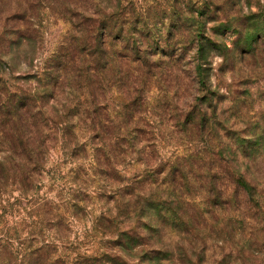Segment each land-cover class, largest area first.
I'll return each instance as SVG.
<instances>
[{"label": "rangeland", "instance_id": "1", "mask_svg": "<svg viewBox=\"0 0 264 264\" xmlns=\"http://www.w3.org/2000/svg\"><path fill=\"white\" fill-rule=\"evenodd\" d=\"M103 4L118 6L121 14L109 20L105 36L118 42H124L125 35L133 37L136 54H144L143 50L157 52L147 65L157 77L148 79L135 94L136 98L146 101L142 108L157 115L162 102L178 100L180 104L189 98L206 107L209 122L220 127H215L219 137L212 131L215 139L200 135L188 140L182 134L170 136L177 119L167 118L166 125L158 129L161 135L156 141V158L165 160L174 155H196L198 150L210 152L218 147L237 146L247 149L250 155L238 159V163L250 164L253 172L257 165L259 174L263 175L264 0H104ZM9 6L0 1V25L10 11ZM33 22L36 29L31 32L33 42L24 45L26 40L14 34L3 38L1 103L9 96L16 100L24 94L22 92H31L39 86L37 75L42 71L43 61L69 32L67 22L50 9H44ZM46 97L38 100L47 102L50 98ZM104 97L110 106L121 103V97L111 88ZM170 116H176V111L170 112ZM53 118L56 123L64 121ZM77 142L72 137L70 143L58 142L48 150L31 194L11 181L9 165L1 160L6 144L1 143L0 251L6 245L3 241L12 243L8 246L26 249L37 243L55 241L51 244L57 247L53 255L62 259L68 257L72 262L75 255L99 254L104 247L114 244L115 235L106 231L110 223L106 217L107 212L108 217L116 214L120 201L116 202V195L111 192L117 184H123L121 176L131 178L137 173L135 168L138 171L142 166L129 167L130 163H121L104 178L97 174L99 170L92 164L90 151H80L81 148L75 146ZM260 175L247 178L254 180L255 188L257 185V194L251 199L258 201V207H253L249 213L251 219H246L248 214L243 209L241 196L237 203L227 204L224 212H210L211 218L189 209L191 223L199 228L200 234L193 240L182 235L188 256L182 263L174 258L166 263L264 264V191L260 190L263 185L258 178ZM79 197L83 199L73 208H61L60 225L51 229L46 226L48 230L33 234L36 239L31 238L28 232L38 229L34 215L38 203L46 200L60 208L65 201L72 202ZM191 236L190 232L189 238Z\"/></svg>", "mask_w": 264, "mask_h": 264}, {"label": "trees", "instance_id": "2", "mask_svg": "<svg viewBox=\"0 0 264 264\" xmlns=\"http://www.w3.org/2000/svg\"><path fill=\"white\" fill-rule=\"evenodd\" d=\"M0 1L10 4L0 25V50L7 34L26 40L24 45L33 42V19L44 9L58 14L69 27L58 48L43 61L37 75L39 86L22 92L16 100L9 96L0 102V147L6 144L1 160L9 165L11 181L22 191L33 193L48 150L58 142L70 143L72 137L80 151H90L97 174L104 178L121 163L142 166L138 171L135 168L137 173L131 178L120 175L123 184L111 192L120 203L115 215L108 217L107 212L110 223L106 231L116 238L103 252L75 255L71 262L68 257L53 255L57 247L51 244L55 241L28 249L3 241L6 245L0 251V264H167L172 258L182 263L189 253L182 235L193 240L200 234L191 223L189 209L211 218L210 212H224L227 204L237 203L241 196L246 219L252 218L249 213L258 207V201L251 199L257 194V185L255 188L254 180L247 178L260 174L257 165L253 172L250 164L238 163V159L250 157L247 149L218 147L210 152L198 150L196 155L156 158V141L161 135L158 129L166 125L167 118L177 119L170 136L182 134L188 140L200 135L215 139L220 136L215 129L219 125L209 122L206 107L189 98L180 104L178 100L162 102L157 115L142 108L146 101L135 94L148 79L157 77L152 67H147L157 52L136 54L133 37L124 34L125 41L118 42L105 36L109 20L121 15L118 6L105 5L104 0ZM169 61L174 62L172 58ZM108 86L121 97V103L110 106L104 100ZM42 97L50 99L40 102ZM175 111L176 116H170ZM53 116L64 121L56 123ZM258 178L264 191V174ZM82 199L65 201L60 208L46 200L38 203L34 214L38 229L28 234L36 239L33 234L44 233L46 226L60 225L61 208H73Z\"/></svg>", "mask_w": 264, "mask_h": 264}]
</instances>
